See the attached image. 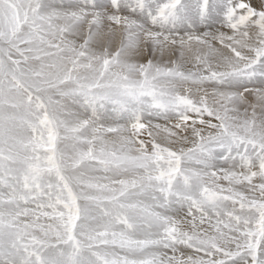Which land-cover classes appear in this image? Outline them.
<instances>
[{"label": "snow or ice", "instance_id": "6c2138e0", "mask_svg": "<svg viewBox=\"0 0 264 264\" xmlns=\"http://www.w3.org/2000/svg\"><path fill=\"white\" fill-rule=\"evenodd\" d=\"M0 264H264V0H0Z\"/></svg>", "mask_w": 264, "mask_h": 264}, {"label": "rangeland", "instance_id": "374dc122", "mask_svg": "<svg viewBox=\"0 0 264 264\" xmlns=\"http://www.w3.org/2000/svg\"><path fill=\"white\" fill-rule=\"evenodd\" d=\"M51 0H49V1H46V0H44V4H46L45 6H50V4H51V2H50ZM52 2H54V4L56 5V3H57V5H64V4H69V3H71V0H54V1H52Z\"/></svg>", "mask_w": 264, "mask_h": 264}, {"label": "bare ground", "instance_id": "6f19581e", "mask_svg": "<svg viewBox=\"0 0 264 264\" xmlns=\"http://www.w3.org/2000/svg\"><path fill=\"white\" fill-rule=\"evenodd\" d=\"M46 1H49V0H46ZM52 1H54V0H51V1H50V2H51L50 6H51V5H55L54 2H52ZM61 1H62V0H61ZM66 1H67V0H66ZM45 5H46V4H45ZM56 5H57V3H56Z\"/></svg>", "mask_w": 264, "mask_h": 264}]
</instances>
